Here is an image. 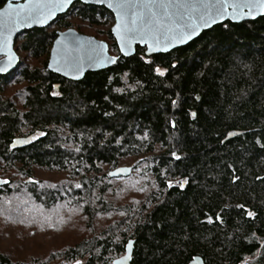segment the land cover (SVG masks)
<instances>
[{
	"label": "trees",
	"instance_id": "1",
	"mask_svg": "<svg viewBox=\"0 0 264 264\" xmlns=\"http://www.w3.org/2000/svg\"><path fill=\"white\" fill-rule=\"evenodd\" d=\"M73 17L94 28L114 22L103 7L75 3L48 28L18 38L16 47L43 59L39 65L0 76V170L26 178L0 186V198L25 190L46 209L69 202L89 234L17 264H113L130 240L132 264H189L196 256L206 264H264V17L217 25L151 57L141 47L121 56L111 30H100L119 59L79 82L48 70L57 32L77 29ZM10 79L21 86L19 105L4 93ZM20 137L30 143L12 149ZM139 154H148L155 190L135 210L115 207L104 166ZM35 168L67 178L48 188L34 179ZM112 212L125 218L96 234L97 219ZM0 264L16 263L0 253Z\"/></svg>",
	"mask_w": 264,
	"mask_h": 264
},
{
	"label": "rangeland",
	"instance_id": "2",
	"mask_svg": "<svg viewBox=\"0 0 264 264\" xmlns=\"http://www.w3.org/2000/svg\"><path fill=\"white\" fill-rule=\"evenodd\" d=\"M72 22L77 26L78 32L105 41L110 46V41L104 39L99 31L111 30L114 22L104 28H94L86 22L77 20L76 17L72 18ZM16 51L23 65L37 66L43 60L35 59L17 47ZM111 55L113 54L111 53ZM20 87L15 79H10L4 86L5 95L10 96L18 105L20 104L18 94ZM147 158L148 154H139L121 161L117 168H132V174L128 178H111L110 173L117 168L111 169L109 166H104V173L109 176L108 183L111 186L107 199L115 207H132L135 210L155 190V179L148 166ZM66 178L64 172L57 170L34 169V179L48 188L59 185V183L63 184ZM0 180L6 181L8 184L9 182L21 183L26 178L18 169H11L7 172L1 169ZM124 218L125 214L122 212H112L99 217L95 224V233L103 232L110 225ZM85 224L84 217L69 202H63L55 208L46 209L35 203L25 193V190H22L17 195L0 198V253L8 256L16 264L46 259L52 252L76 245L86 237L89 233L84 229Z\"/></svg>",
	"mask_w": 264,
	"mask_h": 264
},
{
	"label": "water",
	"instance_id": "3",
	"mask_svg": "<svg viewBox=\"0 0 264 264\" xmlns=\"http://www.w3.org/2000/svg\"><path fill=\"white\" fill-rule=\"evenodd\" d=\"M82 3L88 6H97L107 9L114 16V24L111 28V33L116 41L120 55L125 58H130L136 54L137 47L145 48L146 55L148 57L167 54L178 48L185 47L191 42L198 39L202 33L211 30L217 25L225 24L226 22H231L233 24H241L248 21H256L259 18L264 17L259 11L253 12V15L247 14V9H244L240 15H232L231 9H229V15H226L212 23L209 26H202L198 29V34H193L190 39L186 42L180 43L176 41L173 46H169L167 50H150L149 44L152 43L150 39L145 42V40L140 39L138 36L128 47L127 44L124 45L125 52L121 51V41L116 33L115 29L117 24L120 23L117 10L115 7H109V4L115 5L118 0H71L70 3H65L64 0H9L4 7L0 9V68L5 69L0 71V76H8L14 73L21 65V59L16 51V42L18 38L26 31L33 29H45L52 25L59 16L65 15L75 3ZM133 4L143 5L146 0H131ZM154 3H171L173 5H188L187 9L173 7L170 9L172 12L187 13L184 15L182 22H188V14H190L193 19L197 20L198 23H203L197 18L202 9L198 7L207 0H153ZM214 3L215 0H212ZM9 3L12 4L13 9H18L20 6L34 4L39 5L31 9L32 16L29 19H25L21 16L17 18L16 12L8 9ZM141 10H143L141 8ZM146 11V10H145ZM254 17V18H253ZM174 19L179 20L180 17L176 16ZM170 23V22H169ZM174 27V25H172ZM147 39V38H146ZM109 58H115V63L109 62ZM119 57L113 56L110 53V46L107 42L99 40L93 36L84 35L78 32L76 29L70 28L65 31H58L57 38L53 43L52 49L50 51L48 70L53 74H56L66 80L79 82L85 78L88 73H95L104 71L111 68L116 64ZM80 70L77 71L76 69ZM240 134V132L238 133ZM234 135H230L227 140L232 139ZM19 141V143H18ZM23 141H28L23 143ZM30 143L29 138L16 139L12 144V149L25 147ZM132 174L131 167H119L110 173L111 178H128ZM0 182H3L0 180ZM6 183H0V186H4ZM185 186V183L183 184ZM132 242L131 248V259L127 261V264H132L133 254L135 250V240H130ZM129 243V242H128ZM127 243V245H128ZM126 245L125 254L114 260L113 264H118L121 262L125 256L129 255L128 248ZM189 264H206L202 257L196 256Z\"/></svg>",
	"mask_w": 264,
	"mask_h": 264
},
{
	"label": "snow or ice",
	"instance_id": "4",
	"mask_svg": "<svg viewBox=\"0 0 264 264\" xmlns=\"http://www.w3.org/2000/svg\"><path fill=\"white\" fill-rule=\"evenodd\" d=\"M64 2L70 3L71 0H64ZM38 6L39 5L28 4L20 6L18 9H13L12 4L9 3L8 9L16 12L18 19L21 16L25 19H29L32 16L31 9ZM109 7H115L117 10L120 23L117 24L115 31L122 42L121 51L125 52V54H127V52L124 45L127 44L128 47H130L138 36L140 39L145 40V42H147L148 39L152 41V43L149 44L150 50H153V48L155 50H160L161 47H163V50H167L168 47L173 46L176 41L180 43L186 42L193 34H198V29L200 27L209 26L210 22L214 23L217 18L229 15V9H231L232 15H240L244 9L248 10V15H253L254 10L264 15V0H215L214 3L212 0H207L206 3L194 6L202 9L197 18L199 21L203 22L202 24L193 19L190 14H188V22H182L184 15L187 13H181L179 11L174 13L170 11L173 7L187 9L189 7L188 5H173L164 2L154 3L153 0H146L141 6L139 4H133L131 0H118V3L115 5L110 3ZM141 8L143 10H141ZM176 16H179L180 19H174ZM172 25H174V27ZM109 62L115 63V58H109ZM173 67H175V65H173ZM4 70L5 69L0 68V71ZM76 70L79 71L80 69L77 68ZM156 71L161 76L165 74L158 68ZM194 115L193 113V116ZM230 135H234V133ZM27 142L28 141H23V143ZM173 155L175 156V153H173ZM176 159H180V157L176 156ZM0 183H6V181ZM184 183H187V181H184ZM171 186L170 183L169 187ZM180 186L183 187V184ZM76 187H81V185L77 184ZM248 215L252 216L253 214L249 212ZM127 248L129 255L125 256L118 264H127V261L131 259V241H129ZM76 264H82V262L77 261Z\"/></svg>",
	"mask_w": 264,
	"mask_h": 264
}]
</instances>
